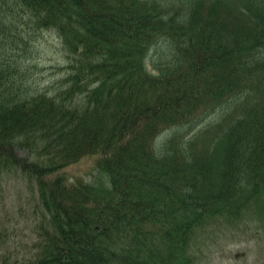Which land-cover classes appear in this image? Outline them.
<instances>
[{"label": "trees", "instance_id": "trees-1", "mask_svg": "<svg viewBox=\"0 0 264 264\" xmlns=\"http://www.w3.org/2000/svg\"><path fill=\"white\" fill-rule=\"evenodd\" d=\"M48 30L68 71L35 87ZM85 157L105 178L70 179ZM5 169L46 212L31 264H199L203 234L264 228V0H0Z\"/></svg>", "mask_w": 264, "mask_h": 264}, {"label": "rangeland", "instance_id": "rangeland-1", "mask_svg": "<svg viewBox=\"0 0 264 264\" xmlns=\"http://www.w3.org/2000/svg\"><path fill=\"white\" fill-rule=\"evenodd\" d=\"M164 45L152 49L154 57L161 55ZM29 57L27 74L35 87L53 88L68 71L64 42L54 30L38 37ZM149 66L155 70L151 63ZM17 150L21 156L28 154L26 149ZM66 172L73 181L105 178L91 157L68 166ZM45 213L35 180L15 169L0 172V264H31L39 250V233L47 222ZM207 234L194 247L199 264H264V228L257 220Z\"/></svg>", "mask_w": 264, "mask_h": 264}]
</instances>
